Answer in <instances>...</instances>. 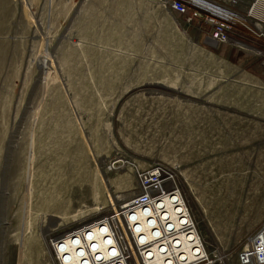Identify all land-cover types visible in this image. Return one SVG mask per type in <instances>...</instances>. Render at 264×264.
Listing matches in <instances>:
<instances>
[{"label": "rangeland", "instance_id": "obj_1", "mask_svg": "<svg viewBox=\"0 0 264 264\" xmlns=\"http://www.w3.org/2000/svg\"><path fill=\"white\" fill-rule=\"evenodd\" d=\"M160 1L0 0V264H52L155 165L212 264L264 224V45L210 46Z\"/></svg>", "mask_w": 264, "mask_h": 264}, {"label": "built area", "instance_id": "obj_2", "mask_svg": "<svg viewBox=\"0 0 264 264\" xmlns=\"http://www.w3.org/2000/svg\"><path fill=\"white\" fill-rule=\"evenodd\" d=\"M162 1L187 26H195L210 46L242 43L239 37L246 31L252 40L264 45V0H229V6L213 0ZM243 3L245 8L240 12L238 7ZM137 180L136 194L128 201L72 228L74 231L50 238L47 244L52 264H212L174 174L155 165L138 172ZM167 203L175 204L178 210ZM168 217L181 228L170 227ZM162 235L169 236L168 241L161 240ZM67 237H71L77 257L74 262L66 254L63 242ZM236 263L264 264V224L246 239Z\"/></svg>", "mask_w": 264, "mask_h": 264}, {"label": "bare ground", "instance_id": "obj_3", "mask_svg": "<svg viewBox=\"0 0 264 264\" xmlns=\"http://www.w3.org/2000/svg\"><path fill=\"white\" fill-rule=\"evenodd\" d=\"M243 46H244V45H243ZM250 50H253V52L259 54V52L255 51L254 49H250ZM42 62H43V61H42ZM172 204H174V203H172ZM167 206H168V207H171V206H172V208H173L174 210L177 209V208L175 207V204H174V205H171V204L169 205V203H167ZM177 210H178V209H177ZM162 218H167V216H164V217H162ZM168 219H169V222H168V223H169V226H170V227L175 228V230H179V229L181 228L180 225L177 224V222L174 221L172 218L168 217ZM73 229H74V228H73ZM73 229H71V230H73ZM74 230H75V229H74ZM74 230H73V231H74ZM177 233H179V231H178ZM172 235H174V234H170L169 236H172ZM180 235H181V234H180ZM169 236L162 235V239H161V240L168 241V237H169ZM72 237L74 238L75 235H73ZM70 241H71V237H67L63 243H64V246H65V250L67 251L66 254H68L69 257H70V260H71L72 262H74V261L77 259V257H76V255H75V251H74L73 247L70 245ZM78 243H79V239H78ZM80 248H82V249H83L82 251L84 252V243H83V242H81V247H80ZM86 255H87V253H86ZM103 256L105 257V259H107V255H106V254H103Z\"/></svg>", "mask_w": 264, "mask_h": 264}, {"label": "trees", "instance_id": "obj_4", "mask_svg": "<svg viewBox=\"0 0 264 264\" xmlns=\"http://www.w3.org/2000/svg\"><path fill=\"white\" fill-rule=\"evenodd\" d=\"M239 39L242 41V42H245V43H247V44H254L255 45V47H257V48H262L260 45H259V43H258V41H254V40H252L251 38H249V37H247V36H240L239 37Z\"/></svg>", "mask_w": 264, "mask_h": 264}, {"label": "crops", "instance_id": "obj_5", "mask_svg": "<svg viewBox=\"0 0 264 264\" xmlns=\"http://www.w3.org/2000/svg\"><path fill=\"white\" fill-rule=\"evenodd\" d=\"M244 8H245V4L243 3V4H241V5L238 7V10H239L240 12H242V11H244Z\"/></svg>", "mask_w": 264, "mask_h": 264}]
</instances>
